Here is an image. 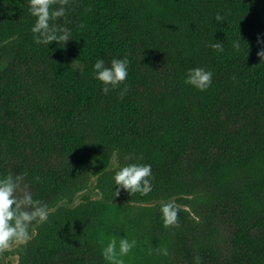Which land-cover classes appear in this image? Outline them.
Returning a JSON list of instances; mask_svg holds the SVG:
<instances>
[{
  "label": "trees",
  "instance_id": "obj_1",
  "mask_svg": "<svg viewBox=\"0 0 264 264\" xmlns=\"http://www.w3.org/2000/svg\"><path fill=\"white\" fill-rule=\"evenodd\" d=\"M34 23L29 0H0V178L24 175L51 209L19 264H108L125 236V264H264V0H70L65 44L35 43ZM125 57L127 92L105 95L95 62ZM196 67L206 91L185 83ZM129 163L151 165L147 196H114ZM93 176L102 198L74 207Z\"/></svg>",
  "mask_w": 264,
  "mask_h": 264
},
{
  "label": "clouds",
  "instance_id": "obj_2",
  "mask_svg": "<svg viewBox=\"0 0 264 264\" xmlns=\"http://www.w3.org/2000/svg\"><path fill=\"white\" fill-rule=\"evenodd\" d=\"M68 6L70 0H29V11L35 18L34 26L31 28L35 43L49 45L55 41L65 44L71 39L70 30L57 23L59 19L66 17ZM215 20L223 22L224 17L217 14ZM208 46L216 52L224 51L222 43H211ZM233 47L238 50L240 45L234 42ZM258 55L264 59V50ZM128 68L129 61L126 57L113 58L110 67L106 66L102 59L95 62L96 79L103 84L105 95L123 85L121 89L123 97L127 92ZM212 79L211 71L196 67L188 70L185 83L200 91H206L211 87ZM124 159L132 161L135 157L134 154H127ZM113 179L117 186L115 197L120 195L121 190L131 195L139 193L141 196H147L153 190L154 176L151 165L129 163L116 171ZM24 181V175L14 176L11 173L0 178V260H6V254L16 248L26 247L32 239L35 226L47 223L51 213L46 203L33 198V193ZM180 210L181 207L174 199L161 204L160 212L166 229L180 227ZM136 246V240L129 241L125 236L119 240L117 250V240L112 238L103 248L102 255L108 264H125L123 257L128 256ZM151 251L153 250L150 249V254ZM154 251L160 255H169L166 247H158ZM201 260L202 258L196 255L194 264H201Z\"/></svg>",
  "mask_w": 264,
  "mask_h": 264
},
{
  "label": "rangeland",
  "instance_id": "obj_3",
  "mask_svg": "<svg viewBox=\"0 0 264 264\" xmlns=\"http://www.w3.org/2000/svg\"><path fill=\"white\" fill-rule=\"evenodd\" d=\"M74 65H78V62H74ZM100 187L98 186V177L93 176L91 182L89 183L88 187L84 190L80 191L74 198V202L72 205L74 207L79 206L85 198L86 195L93 197V199H101ZM68 204V202H65ZM182 206V204H181ZM186 208V206H185ZM188 209V208H187ZM189 210V209H188ZM6 260H0V264H19V254L17 252V248L14 249L12 252L6 254Z\"/></svg>",
  "mask_w": 264,
  "mask_h": 264
}]
</instances>
